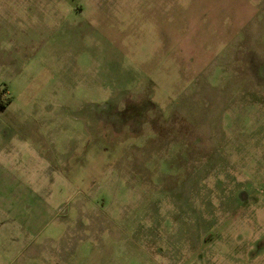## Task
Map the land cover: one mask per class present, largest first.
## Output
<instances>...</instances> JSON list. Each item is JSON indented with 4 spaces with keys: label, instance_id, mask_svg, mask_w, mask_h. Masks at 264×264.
Segmentation results:
<instances>
[{
    "label": "rangeland",
    "instance_id": "374dc122",
    "mask_svg": "<svg viewBox=\"0 0 264 264\" xmlns=\"http://www.w3.org/2000/svg\"><path fill=\"white\" fill-rule=\"evenodd\" d=\"M1 105L0 264H264V0H0Z\"/></svg>",
    "mask_w": 264,
    "mask_h": 264
},
{
    "label": "crops",
    "instance_id": "0c3cea01",
    "mask_svg": "<svg viewBox=\"0 0 264 264\" xmlns=\"http://www.w3.org/2000/svg\"><path fill=\"white\" fill-rule=\"evenodd\" d=\"M8 101H9V100H8ZM8 101H7V102H8ZM3 107H4V105H3ZM3 107H1V108H3Z\"/></svg>",
    "mask_w": 264,
    "mask_h": 264
},
{
    "label": "trees",
    "instance_id": "16d2710c",
    "mask_svg": "<svg viewBox=\"0 0 264 264\" xmlns=\"http://www.w3.org/2000/svg\"><path fill=\"white\" fill-rule=\"evenodd\" d=\"M0 107H3V105H1Z\"/></svg>",
    "mask_w": 264,
    "mask_h": 264
},
{
    "label": "flooded vegetation",
    "instance_id": "af4514ba",
    "mask_svg": "<svg viewBox=\"0 0 264 264\" xmlns=\"http://www.w3.org/2000/svg\"><path fill=\"white\" fill-rule=\"evenodd\" d=\"M3 90H1V92H2Z\"/></svg>",
    "mask_w": 264,
    "mask_h": 264
}]
</instances>
